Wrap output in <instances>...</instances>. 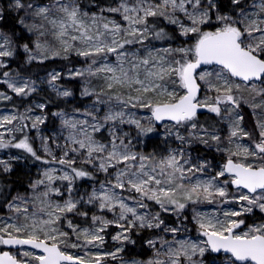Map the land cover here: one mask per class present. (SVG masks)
<instances>
[{"label":"snow or ice","instance_id":"1","mask_svg":"<svg viewBox=\"0 0 264 264\" xmlns=\"http://www.w3.org/2000/svg\"><path fill=\"white\" fill-rule=\"evenodd\" d=\"M91 4L98 10L81 0H12L23 12L18 23L34 36L33 47L22 46L26 62L79 58L84 67L69 68L65 78L79 79V95L92 100L83 110L52 113L62 141L53 139L54 148L40 135L46 115H29L30 107L0 115V150H22L47 165L27 193L0 204L7 209L0 213V246L9 249L0 251V264H208L209 256L264 264V0ZM177 36L183 40L173 45ZM16 53L13 38L0 31V69ZM61 75L49 73L47 84L58 97H73L57 83ZM0 76L18 97L37 91L36 81L19 73ZM11 99L0 92V101ZM243 106L256 117V135L243 127ZM35 107L43 113L46 104ZM202 112L218 119L201 123ZM158 125L165 152L137 150ZM217 125L227 126L225 137ZM194 143L225 153L226 162L213 170L206 159L194 160ZM0 171L10 173L12 164L0 159ZM81 180L94 183L78 195ZM162 213L177 223L166 224ZM110 227L119 229L111 239L120 246L104 251ZM143 230H159L147 240L151 256L125 260L124 245Z\"/></svg>","mask_w":264,"mask_h":264},{"label":"rangeland","instance_id":"2","mask_svg":"<svg viewBox=\"0 0 264 264\" xmlns=\"http://www.w3.org/2000/svg\"><path fill=\"white\" fill-rule=\"evenodd\" d=\"M11 3H12V0H3L2 6L0 5V9H6L7 11H10V12L14 13L15 15H17L18 18L22 17L23 12H17L15 10H13L11 7ZM81 3H82V5H84L86 7V10H89V11H97L98 10L97 7L92 6V4L89 2L84 3L83 0H81ZM102 6H105V5H102ZM19 27H20L21 35L26 39V42L23 43V45L28 44L29 47H33L34 46L33 45L34 36L32 34L28 33L23 28V26H21L20 24H19ZM189 39H192V38H189ZM182 40H183L182 37L177 36L176 40H174L172 43H173V45H175ZM157 44L159 46H166L167 42H164V45H160V42H157ZM22 46H21V50H22ZM15 47H17V46L15 45ZM24 54H25V61H26L27 60V54L26 53H24ZM14 59H12L9 62V67L11 66V63ZM56 60L62 61L68 65H66L65 67H54L48 71H46V70L44 71V67H42L41 70H43V72H37V73H39L37 75H36V72L28 73L29 72L28 71V72H21L20 73L16 70L9 69L8 71H10L12 73V75H14V76L17 73H19V75L22 77H26V78H29L31 80L36 81L37 91L34 92L32 95L28 96L27 98L18 97L14 93H12L10 89L7 88L6 84L1 83L2 85H4L5 90L0 91V92L6 93L7 95H10V96L14 95L20 99L25 100V101H27V99L30 98L31 101L26 103L25 105H23L21 108L7 107V106L0 107V115L12 114V112L14 110H16L18 112H24V110L26 108L30 107V108H32V112L29 113V115L35 116V115L43 114V115H46V117H47L46 108L43 110V113H42L40 109L35 107V105L43 103L38 98H34V99L32 98L31 99V97L35 94H45L48 97L52 98L54 101L59 102L61 104V106H60L61 108L56 110L55 112H65L67 114V113H71L74 108H80L81 110L86 108L91 103L92 98L91 97L85 98V97H81L79 95V92L81 90V81L79 79L70 80V79L65 78L69 68H72L74 70L76 68L84 67V62L82 60H80L79 58L73 57L67 61L66 60H60V59L45 60L44 63L52 62V61H56ZM25 63H26L27 68L31 67L33 65H36V64L44 65V63H40L38 61H33L32 63H27V62H25ZM52 72H60L62 74L61 79L59 81H57V83L60 84L62 87H65V88L72 90L74 92L73 97H70V98L58 97L56 95V93L51 90L50 86L47 84L46 81L49 78V73H52ZM0 79H3V77L1 76ZM66 82L69 83V86L66 84ZM244 95L246 97L248 96L247 93H245ZM245 111H247V114L249 116L245 115ZM55 112H53V113H55ZM208 114L210 116H213L215 118V121L218 119L214 116V114H210V113H208ZM241 114L244 116L243 127L246 130L250 131L248 128V125H247L248 119H249V121H251V123L253 122L255 127H256V117L253 115L252 109H250L246 106H243ZM26 123H30V121H26ZM217 127L219 129H221L222 138L225 137L227 135V126L218 125ZM60 128H61V124H60L59 117L52 115L51 119H49L47 117L46 123L40 126V135L49 137V141H48L49 145L54 148L53 139H57L58 142H62L61 140L58 139V133L60 131ZM2 130L3 129H0V131H2ZM125 130L126 131H132V134L135 135V132L133 130L129 129L128 126H125ZM163 132H164V129L158 125L157 126V133H154L148 137L142 138V143L137 145V150L142 151L146 154L152 153V152H155L157 154H161V153L165 152L166 146H165V142H164V138H163ZM181 132L184 133V130L181 129ZM256 132H257V129H256ZM184 134H186V133H184ZM17 135H19V134H17ZM28 135H29L30 141L33 143V146L35 148L39 149L41 141H40L39 137L37 136L36 130L29 129ZM169 139L171 140V138H169ZM177 143L178 142L172 141L168 146L176 147ZM197 147H202L203 149H205L206 151L210 152L213 155H216V154L221 155L227 159V156L225 153L217 152L214 150V148L206 147L203 144L194 143L188 149V151L191 153L193 159L194 160L206 159L207 161L210 162L213 170H219V168L222 167L225 162H222L218 159H214V157L204 156L201 152L196 150ZM10 150H12L13 152ZM15 150L16 149L0 150V159L8 160L12 164V171L10 173H3L2 171H0V186L2 183L1 179L3 177L7 178L6 180H9V178H13V177L19 178L22 181V185L14 195H16L17 193L25 194L29 191L28 185L34 179L38 178L39 173H40V169L47 167V165H43L42 163H40V164L36 165L35 167H33L32 165H30L26 161V159L23 156H19L18 153L14 152ZM55 151H56L57 155H60V151L58 149H55ZM38 154L43 155V153L39 152V151H38ZM13 157H22V159H14ZM103 179H104L103 174L98 173L97 174V181H102ZM93 183H94L93 181H87V180L78 181L77 187L79 189V192L77 194L82 195L85 192H90L92 189ZM97 187H98V184H97ZM201 207L205 208V209H212L214 206L202 205ZM85 210L89 211L90 214H91V212L94 211V209L91 208L90 206H86ZM3 214H7V209L5 210V213H3ZM259 216H260V214L257 212L256 213L257 220H258ZM108 217L111 218V214H108ZM172 217H173V222H165V223L168 225H174L175 223H177L176 218L174 216H172ZM186 223L188 224L189 228L193 229V231L191 232V235L193 237H195L196 233H195L194 226L190 222H186ZM118 231H119V229H116L114 227H110L108 229L109 234L106 236V243H105L104 249H103L104 251H114L117 247L120 246L118 244V242L111 239V235H114ZM154 231H156V234L153 236V238L156 237L159 230H154ZM133 235H135V233L131 234L132 237H133ZM153 238H151V239H153ZM168 238H171V237L169 236ZM125 245H124V247H125ZM11 251L15 252L16 250L13 249ZM120 256L123 257L125 260L128 259V257L125 255V252L120 253ZM207 259H208V264H222L221 260H219V259L214 260L212 256L207 257ZM105 264H120V260L113 261V260L109 259V260L105 261Z\"/></svg>","mask_w":264,"mask_h":264},{"label":"trees","instance_id":"3","mask_svg":"<svg viewBox=\"0 0 264 264\" xmlns=\"http://www.w3.org/2000/svg\"><path fill=\"white\" fill-rule=\"evenodd\" d=\"M2 1L3 0H0L1 6H2ZM83 2L84 3H86V2L91 3V0H83ZM113 2H114V0H98V4L100 6L111 4ZM3 10H4V18H3V20H0V31H3V32L9 34L13 38V40L15 41V45L17 46L16 47L17 53H16L15 59L11 63V66L8 69H0V73H2L5 70L13 69V70H16L20 73L21 72H28V71H29L28 73L36 72V75H37V74H39L37 72H43V70H41L42 67H44V71L45 70L48 71L54 67H65L66 65H68L62 61L56 60V61H52V62H46V63H44V65L36 64V65H33V66L27 68L26 63H25L26 62L25 61V54L21 50V46L23 45V43L26 42V39L20 33V27H19V23H18L19 18L14 13L7 11L6 9H3ZM66 84L69 86L68 82H66ZM4 90H5L4 85H2L0 83V91H4ZM33 96L31 97V99L32 98L33 99L38 98L44 104H46V113H47V117L49 119L52 118L53 112H55L56 110L61 108L60 107L61 104L59 102L54 101L52 98L48 97L45 94H35ZM11 97H12V99L9 101H0V107L7 106V107L21 108L23 105H25L26 103L31 101L30 98L27 99V101H25L23 99H20V98L14 96V95ZM245 115L249 116L247 114V111H245ZM200 118H201V123H204V121H206V120H209L210 122H215V118L213 116H210L208 113L201 114ZM247 125H248L249 130L253 133V135H256L257 132H256V127H255L254 123L253 122L251 123V121H249V119H248ZM205 126H207V125H205ZM196 150L201 152L204 156L214 157V159H218L222 162H226V158L224 156L217 155V154L213 155L210 152L203 149L202 147H197ZM10 151H12V150H10ZM14 152L18 153L19 156H23L26 159V161L30 165H32L33 167L40 164V162L34 161L30 156H28L22 150L16 149ZM6 179L7 178H4V177L1 179L2 183H1L0 188L5 189V192L7 193V197H5L4 192H0V204L3 203V200L5 198L10 199L18 191V189L22 185V181L19 178L13 177V178H9V180H6ZM5 210H6V208L0 209V213H5ZM162 217L165 219V222H173V217L166 214V213H162ZM155 234H156V231H154V230H143L139 234L133 235L132 239L135 240L136 243L125 245V247H124L125 248V251H124L125 255L128 258L132 257L135 259H146V258L150 257L152 254V251L147 245V240L153 238V236ZM0 250L4 251V250H6V248L4 246H0Z\"/></svg>","mask_w":264,"mask_h":264},{"label":"water","instance_id":"4","mask_svg":"<svg viewBox=\"0 0 264 264\" xmlns=\"http://www.w3.org/2000/svg\"><path fill=\"white\" fill-rule=\"evenodd\" d=\"M201 114H206V112H202ZM200 114V115H201ZM6 248V250H4V251H9V249L7 248V247H5ZM13 250V249H12ZM1 251V250H0Z\"/></svg>","mask_w":264,"mask_h":264}]
</instances>
